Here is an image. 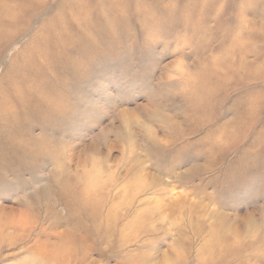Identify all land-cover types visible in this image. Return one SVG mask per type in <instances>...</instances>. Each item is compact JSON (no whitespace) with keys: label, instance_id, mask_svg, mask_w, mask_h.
Returning a JSON list of instances; mask_svg holds the SVG:
<instances>
[{"label":"rangeland","instance_id":"rangeland-1","mask_svg":"<svg viewBox=\"0 0 264 264\" xmlns=\"http://www.w3.org/2000/svg\"><path fill=\"white\" fill-rule=\"evenodd\" d=\"M2 1L0 264H264V0Z\"/></svg>","mask_w":264,"mask_h":264},{"label":"bare ground","instance_id":"bare-ground-1","mask_svg":"<svg viewBox=\"0 0 264 264\" xmlns=\"http://www.w3.org/2000/svg\"><path fill=\"white\" fill-rule=\"evenodd\" d=\"M6 1V0H5ZM4 1H2V0H0V7L1 6H6V3L4 2V4L2 5V3H3ZM9 14H12L11 12H9V10H4V11H0V16H5V15H9ZM11 19H13V18H11ZM6 27V26H5ZM8 28V27H7ZM6 29V28H5ZM12 29V28H11ZM10 30V29H9ZM39 47V46H38ZM39 49V48H38ZM37 49V50H38ZM41 49V48H40ZM42 50V49H41ZM30 51V50H29ZM29 51H24L25 53H23L24 54V57H28L29 56ZM40 51V50H39ZM33 52H35V51H33ZM38 52V51H37ZM37 55H38V53H37ZM42 55V54H41ZM21 56V55H20ZM40 56V55H39ZM36 58V57H35ZM37 59V58H36ZM22 60V59H21ZM42 60V59H41ZM40 61V60H39ZM22 62V61H21ZM33 62V61H32ZM35 62V61H34ZM29 64V63H28ZM35 64V63H34ZM24 66V65H23ZM22 66V67H23ZM50 74V73H49ZM32 76H33V74H32ZM15 77V76H14ZM45 77V76H44ZM22 79V78H21ZM39 80H40V78H39ZM9 81H11L10 80V78H9ZM15 81V80H14ZM31 82V81H30ZM32 84V83H31ZM34 84H36V83H34ZM33 84V85H34ZM39 84V83H38ZM28 85V84H27ZM30 86V85H29ZM37 86V85H36ZM29 88V87H28ZM43 98V97H42ZM47 98V97H46ZM48 99V98H47ZM41 101V100H40ZM45 101H47V100H45ZM39 103V102H38ZM44 104V103H43ZM47 105V104H46ZM49 108V107H48ZM4 117V116H3ZM7 117V116H6ZM20 117V116H19ZM43 118V117H42ZM17 121V120H16ZM1 123H2V121H1ZM6 123V122H5ZM14 127V126H13ZM1 130H2V127H1ZM13 130V129H12ZM15 130V129H14ZM19 133H21V132H19ZM6 135V134H5ZM8 138V137H7ZM1 139V138H0ZM14 139V138H13ZM4 144V143H3ZM24 145V144H23ZM10 146V145H9ZM8 146V147H9ZM7 147V146H6ZM21 147H24V146H21ZM16 148V147H15ZM14 148V149H15ZM3 150V149H2ZM13 150V149H12ZM86 177V176H85ZM131 187V186H130ZM139 188V187H138ZM142 188V187H141ZM145 189V188H144ZM138 190H140V189H138ZM69 191V190H68ZM71 192V191H70ZM134 192V191H133ZM105 193V192H104ZM137 194H139L138 192H137ZM136 195V194H135ZM84 196H86V195H84ZM84 204V203H83ZM117 205H118V203H117ZM110 212H112V211H110ZM109 215V214H108ZM114 215V214H113ZM21 217V216H20ZM111 217H112V215H111ZM147 217H148V215H147ZM107 218V217H106ZM4 219V218H3ZM3 221V220H2ZM1 221V219H0V231H1V229H3V226H11V227H15V226H17V225H21V224H23L22 222H23V220H22V218H19V219H17V220H11V219H8L7 221L5 220V224H3V226H2V228H1V225H2V222ZM25 221V220H24ZM111 221V220H110ZM131 222V221H130ZM139 221H137V220H135L134 222H131L130 224H136L137 225V223H138ZM111 224V223H110ZM114 224V223H113ZM109 225V224H108ZM111 227H113V226H111ZM128 228V227H127ZM131 229V228H130ZM73 230V229H72ZM3 231V230H2ZM108 231V230H107ZM112 232V231H111ZM125 232V231H124ZM126 233V232H125ZM133 233H135V232H133ZM109 234V233H108ZM110 235H112V233L110 234ZM109 235V236H110ZM132 235H134V234H132ZM135 235H136V233H135ZM71 238V237H70ZM124 241V240H123ZM3 243V242H2ZM73 243L71 242V240H69L68 238H61V240L59 241V244L58 245H56V246H52V248H46V246H44L43 247V252L45 253V255L47 256L46 258H50L51 256H57L58 257V255L59 256H61L63 253H65V252H71V250H72V248H73ZM207 251V250H206ZM145 253V252H144ZM73 254V253H72ZM140 254V253H139ZM212 255L214 254L213 252L211 253ZM138 257H140L139 255H138ZM135 258V257H134ZM142 258H144V257H142ZM127 262H126V264H134V262H132V261H130L129 259H127L126 260ZM134 261V260H133ZM140 262V261H139ZM141 263V262H140ZM138 264V263H137Z\"/></svg>","mask_w":264,"mask_h":264}]
</instances>
